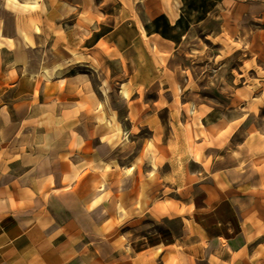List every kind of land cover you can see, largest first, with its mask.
<instances>
[{
  "label": "crops",
  "instance_id": "obj_1",
  "mask_svg": "<svg viewBox=\"0 0 264 264\" xmlns=\"http://www.w3.org/2000/svg\"><path fill=\"white\" fill-rule=\"evenodd\" d=\"M161 6L136 26L137 36L124 35L134 31L128 22L78 48L115 59L124 70L144 63L135 55L137 38L139 50L155 59L156 44L158 51L172 50L197 24L198 12H188L182 0ZM87 59L93 71L69 69L49 79L0 63V264H264V155L259 175L247 178L243 171L233 185L228 180L233 193L205 190L213 213L205 228L191 216L195 233L184 222L173 240L150 244L142 236L139 248L121 234L149 217L150 184L139 165H119L124 140L110 99L118 76L98 72L97 58ZM137 77L135 69L122 89L130 93ZM224 201L234 218L219 214Z\"/></svg>",
  "mask_w": 264,
  "mask_h": 264
},
{
  "label": "rangeland",
  "instance_id": "obj_2",
  "mask_svg": "<svg viewBox=\"0 0 264 264\" xmlns=\"http://www.w3.org/2000/svg\"><path fill=\"white\" fill-rule=\"evenodd\" d=\"M176 1L180 4L0 0V63L6 60L12 68L20 64L27 74L32 73L26 67L53 75L69 69L89 73L95 68L87 59L91 55L101 63L98 72L118 76L110 99L124 140L119 165H139L150 184L149 217L132 228H120L138 248L145 243L142 236L150 237V244L173 240L183 233L184 222L188 233H195L191 216L205 228L213 217L204 202L205 190L230 187L233 193L238 173L247 172V178L260 174L264 155V0H182L188 12H198L193 32L172 50L158 51L156 44L155 59L139 50L136 38L135 55L144 63L124 70L115 59L92 50L83 54L78 48L90 47L97 35L128 22L134 31L124 35L137 36L136 26L162 4ZM135 69L138 77L129 93L122 88ZM142 81L150 87L138 91L135 86ZM121 123H131L132 128L124 130ZM123 210L118 198L121 218L126 216ZM218 211L234 218L227 201Z\"/></svg>",
  "mask_w": 264,
  "mask_h": 264
},
{
  "label": "bare ground",
  "instance_id": "obj_3",
  "mask_svg": "<svg viewBox=\"0 0 264 264\" xmlns=\"http://www.w3.org/2000/svg\"><path fill=\"white\" fill-rule=\"evenodd\" d=\"M25 69L28 73L38 75V76L43 77L45 79L50 78L49 74L45 70H40L38 68H32V67H26Z\"/></svg>",
  "mask_w": 264,
  "mask_h": 264
}]
</instances>
